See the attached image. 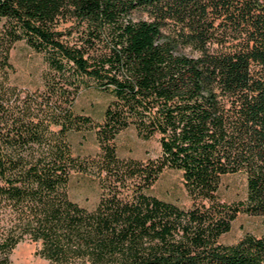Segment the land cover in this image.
<instances>
[{
  "label": "trees",
  "instance_id": "trees-1",
  "mask_svg": "<svg viewBox=\"0 0 264 264\" xmlns=\"http://www.w3.org/2000/svg\"><path fill=\"white\" fill-rule=\"evenodd\" d=\"M0 264L24 239L55 264H264V232L221 236L240 211L264 216V0H0ZM50 66L46 89L9 82L18 40ZM113 95L100 151L80 158L68 134L84 87ZM157 136L155 158L121 157L118 133ZM182 172L189 207L149 192ZM74 170L97 176L88 208ZM244 172L246 197L220 196Z\"/></svg>",
  "mask_w": 264,
  "mask_h": 264
},
{
  "label": "rangeland",
  "instance_id": "rangeland-1",
  "mask_svg": "<svg viewBox=\"0 0 264 264\" xmlns=\"http://www.w3.org/2000/svg\"><path fill=\"white\" fill-rule=\"evenodd\" d=\"M5 18H0V32L4 28ZM10 61L14 68L10 71L9 82L18 91L45 90L46 74L50 66L44 54L32 48L26 40L16 41L10 49ZM113 99L109 91L95 86L84 87L78 94L74 110L78 114L90 117V122L83 129H73L68 138L73 151L80 158L94 156L100 151L97 138V124L104 120V112ZM117 152L121 157L138 159L155 158L161 153V145L157 136L144 138L139 135L135 126L121 130L115 138ZM149 192L163 199L173 201L180 206L189 207L192 198L185 186L181 170L167 167L160 174ZM247 178L244 172L229 173L222 177L220 196L227 201H239L246 197ZM70 197L88 208H94L101 195V187L97 176L90 172L74 170L69 184ZM262 234L264 232V216L240 211L233 220L231 229L221 236V240L233 243L245 233ZM41 243L24 239L13 247L6 264H55L40 253Z\"/></svg>",
  "mask_w": 264,
  "mask_h": 264
}]
</instances>
